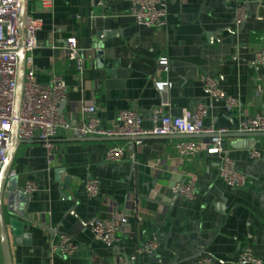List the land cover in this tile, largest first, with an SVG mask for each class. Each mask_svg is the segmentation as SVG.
Returning a JSON list of instances; mask_svg holds the SVG:
<instances>
[{"label":"crops","instance_id":"0c3cea01","mask_svg":"<svg viewBox=\"0 0 264 264\" xmlns=\"http://www.w3.org/2000/svg\"><path fill=\"white\" fill-rule=\"evenodd\" d=\"M165 0L167 25L149 28L130 15L127 0H54L45 8L28 4L26 26L37 24L40 47L34 52V74L40 84L62 77L69 85L61 110L72 126L85 123L83 106L94 105L103 128L120 112L134 110L144 128L151 129L164 114L206 107L203 123L232 131L222 139V153L208 155L204 136L150 138L141 145L130 139H74L60 136L49 151L40 142H22L11 172L19 186L33 182L25 213L9 227L13 264H131L146 242L160 244L153 260L146 255L136 264H192L210 257L215 264H238L243 248L264 257V135L240 136L242 120L264 114V67L254 65L264 50V0ZM244 7L247 18L234 23ZM75 38L85 51L83 80L67 57V40ZM167 59L168 70L159 67ZM209 75L240 107L228 112L224 103L205 90L201 77ZM170 83L165 94L158 86ZM164 102L169 107L161 112ZM179 141L201 148L182 154ZM125 149L121 165L105 162L109 148ZM257 151L261 157L252 159ZM229 158L246 184L232 188L220 177V164ZM197 179L192 199L176 198L171 188ZM70 179L69 190L63 189ZM88 179L99 181V193L89 199ZM68 197V198H66ZM73 212V213H72ZM119 218L121 241L108 246L97 241L91 226L98 219ZM62 234L78 245L70 257L54 255L50 244ZM0 264H5L2 253Z\"/></svg>","mask_w":264,"mask_h":264},{"label":"built area","instance_id":"2783aa9c","mask_svg":"<svg viewBox=\"0 0 264 264\" xmlns=\"http://www.w3.org/2000/svg\"><path fill=\"white\" fill-rule=\"evenodd\" d=\"M43 7L50 8L54 0H36ZM130 3V15L142 26L149 28H162L167 25V3L165 0H127ZM21 0H0V170L3 167L11 145V133L14 120L15 99L17 92L18 55L19 50V16ZM247 18L244 7L239 6L234 13V23L242 25ZM40 47L37 40V24L32 22L25 29L26 73L22 108L19 118L18 137L22 142H40L49 151L53 143L60 136L74 139H130L141 145L142 139L151 137H197L204 136L209 139L206 153L220 155L222 153V139L230 134L228 128H217L213 125L206 126L203 119L206 107L198 104L193 109L184 110L181 116L174 117L164 114L160 122L153 128L147 129L142 125L141 117L134 110H125L119 113L116 121L109 128H103L94 105L83 106L81 112L85 123L81 126H72L62 115V105L67 101L69 85L62 77H53L48 84H40L35 79L33 64L34 52ZM67 57L74 61L76 71L83 80L85 51L81 49L75 38L67 40ZM254 65L264 67V50L255 53ZM168 60L163 58L159 67L168 70ZM201 82L212 99L220 100L228 112H233L240 107V102L226 95L219 87L218 81L203 75ZM170 83L158 86V91L165 94L170 88ZM169 107L164 102L161 112ZM236 134H264V114L242 120ZM201 146L193 141H179L175 150L182 154L194 153ZM252 159L258 160L261 155L257 151L250 153ZM136 162L134 156L126 157L125 149L112 146L106 153L105 162L121 165L125 161ZM220 177L232 187H242L247 178L241 173L229 158H224L220 164ZM197 179L191 177L184 183H176L171 191L174 195L185 199H192L196 194ZM99 181L88 179L85 183V193L89 199H94L99 193ZM23 190L28 195H33L38 188L33 182H27ZM121 219H98L91 226V232L97 241L108 246L120 243ZM160 244L155 241L146 242L137 250V254L130 260L136 264L138 257L146 255L151 257L156 254ZM78 249L76 240L66 234L59 236L58 240L50 244V252L54 255L70 257ZM2 253L0 243V254ZM238 264H264V257L254 255L251 248H243L237 258ZM192 264H215L210 257H201Z\"/></svg>","mask_w":264,"mask_h":264},{"label":"water","instance_id":"95a60500","mask_svg":"<svg viewBox=\"0 0 264 264\" xmlns=\"http://www.w3.org/2000/svg\"><path fill=\"white\" fill-rule=\"evenodd\" d=\"M33 0H21V10L19 16V50L18 55V75H17V92L15 99L14 120L11 133V145L6 157V161L0 170V243L2 249L3 260L5 264H13L11 260L8 231L9 227L18 228V220L23 223L29 222L25 216L29 208L31 195H28L19 186L18 177L12 175L11 169L22 141L18 137L19 118L22 108L25 73H26V52H25V29L28 18V4ZM258 1V0H254ZM245 2V7L249 9L250 0H242L240 3ZM65 103L62 105V109ZM239 135V134H238ZM264 134H243L240 136H261ZM151 138H168V137H151ZM150 139V138H146ZM145 140V139H142ZM70 179H65L63 189L69 190ZM68 198V197H66ZM177 198V196H176ZM73 213V212H72ZM157 255L150 257L151 260L155 259Z\"/></svg>","mask_w":264,"mask_h":264}]
</instances>
